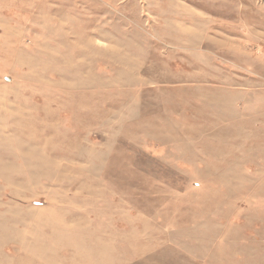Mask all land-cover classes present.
Returning <instances> with one entry per match:
<instances>
[{
  "label": "rangeland",
  "instance_id": "rangeland-1",
  "mask_svg": "<svg viewBox=\"0 0 264 264\" xmlns=\"http://www.w3.org/2000/svg\"><path fill=\"white\" fill-rule=\"evenodd\" d=\"M0 264H264V0H0Z\"/></svg>",
  "mask_w": 264,
  "mask_h": 264
}]
</instances>
